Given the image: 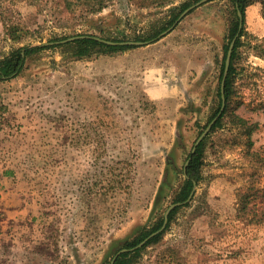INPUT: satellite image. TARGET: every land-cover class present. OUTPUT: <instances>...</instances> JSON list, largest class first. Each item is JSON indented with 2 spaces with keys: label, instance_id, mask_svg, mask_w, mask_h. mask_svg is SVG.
<instances>
[{
  "label": "rangeland",
  "instance_id": "374dc122",
  "mask_svg": "<svg viewBox=\"0 0 264 264\" xmlns=\"http://www.w3.org/2000/svg\"><path fill=\"white\" fill-rule=\"evenodd\" d=\"M197 1L136 9L116 0L96 15L56 21L25 0H0V61L14 49L52 43L0 83V264H103L163 220L187 154L215 118L235 21L229 0L209 1L157 42L123 52L77 59L61 42L75 35L140 42ZM10 25L30 34L14 43L5 34ZM242 27L225 117L203 139L201 181L133 264H264L258 0Z\"/></svg>",
  "mask_w": 264,
  "mask_h": 264
},
{
  "label": "trees",
  "instance_id": "16d2710c",
  "mask_svg": "<svg viewBox=\"0 0 264 264\" xmlns=\"http://www.w3.org/2000/svg\"><path fill=\"white\" fill-rule=\"evenodd\" d=\"M30 5L34 6L36 12L38 14H43L44 16L53 17L56 21L63 19V17H73L77 16H93L104 9L108 8L112 5L116 0H25ZM131 6L136 9H149V8H165L173 3L174 0H126ZM232 12L234 13L235 21L233 27L230 29L228 34L229 42L237 35L235 40L230 65L228 69L227 76L223 83V87L221 89V79L223 74V66L224 60L227 52L228 46L225 47V54L223 55L220 74H219V85L217 89V97H218V104L216 110L214 112L213 117H216L220 110L221 106V95H223L225 100V107L223 112L221 113L220 117L215 121L213 124L211 131H214L216 128H219L222 124L223 118L226 114V109L228 108L230 97L232 94V81L235 75V67L234 62L236 59V48L239 42V39L242 37L244 30L243 27L239 28V17L238 13L241 14V24L244 23V15L246 8L251 5L254 0H229ZM262 7V16L264 18V0H258ZM189 7V4L182 5L183 10ZM178 16L173 17L171 20L167 21L164 26L161 28L151 32L145 38L136 39L137 41L143 42L144 45L152 44L157 42L159 38V34L165 30H167L177 19ZM5 34L8 38L14 43L22 42L29 34V30L24 27L10 25L6 27ZM73 37H77L72 42H67L65 46H73V54L77 59L87 58L93 52H99L102 55H111L118 52H123L128 48H132L135 46H120V45H106L97 40V36L95 35H75ZM105 41L111 42H122L116 40H108L99 38ZM61 45V46H64ZM47 45L42 46H35V47H20L18 49L12 50L7 56L0 61V83L10 80L16 76H18L23 68L26 57H28L32 53L39 52L42 49L47 48ZM240 121V120H239ZM241 124H244L240 121ZM252 128H248L246 135H251ZM203 156H204V143L203 141L196 147L194 153L189 152L186 157V161H188L187 165L184 167L182 171V183L176 192L173 202L174 203H184L183 207L188 206L189 203H185L188 195L192 191L193 185H197L201 181V168L203 165ZM184 162V163H185ZM248 197L246 195H241V203H246V199ZM243 211L245 210L246 206L243 204L241 207ZM178 208H175L171 211L168 216V222L165 229L168 227V224L172 220V217L176 213ZM162 218L158 220L156 225L150 231L146 229H141L135 237L131 240L125 241L122 243V248H131L136 246L139 242L145 239L150 233L156 231L162 225ZM164 231L160 234L152 237L147 241V243L133 252L124 253L119 255L114 264H133L136 262L138 257L140 256V252L142 249L146 248L147 246L156 243L162 237ZM103 264H110V261H106Z\"/></svg>",
  "mask_w": 264,
  "mask_h": 264
},
{
  "label": "water",
  "instance_id": "95a60500",
  "mask_svg": "<svg viewBox=\"0 0 264 264\" xmlns=\"http://www.w3.org/2000/svg\"><path fill=\"white\" fill-rule=\"evenodd\" d=\"M212 0H199L196 3L190 5L189 7H187L179 16L178 18L175 20V22L173 23V25L171 27H169L167 30H165L164 32L159 34V38L163 37L164 35H166L167 33H169L173 27L185 16L187 15L191 10L209 2ZM238 17H239V28H241L242 24H241V14L238 13ZM77 37H71L68 38L64 41H62L61 43H65V42H70L75 40ZM237 38V35L232 39V41L230 42L227 52H226V56H225V60H224V66H223V74H222V79H221V89L223 87V83L225 81V78L227 76L228 73V69H229V65H230V59H231V54H232V50H233V46H234V42L235 39ZM98 41L106 44V45H120V46H143L144 43L143 42H133V41H126V42H111V41H105V40H101L99 38H97ZM50 45L52 43H47V44H43V45ZM42 46V45H41ZM225 107V100L223 95H221V106H220V110L218 112V114L216 115V117L206 126V128L203 130V132L198 136V138L195 140L193 147L191 149V153H194L196 147L203 141L204 137L209 133V131L211 130L213 124L215 123V121L220 117L221 113L223 112ZM188 161L185 162L184 167L187 165ZM183 167V170H184ZM195 187L196 185H193L192 191L190 192V194L188 195L185 203L191 201L194 191H195ZM184 203H173L171 204L165 211L164 215H163V221H162V225L160 226L159 229H157L156 231L150 233L145 239H143L141 242H139L136 246L131 247V248H121L119 249L114 256L112 257V259L110 260V264H114L116 258L124 253H129V252H133L137 249H140L141 247H143L147 241L149 239H151L152 237L160 234L166 227V224L168 222V216L171 213L172 210H174L176 207L181 206Z\"/></svg>",
  "mask_w": 264,
  "mask_h": 264
},
{
  "label": "crops",
  "instance_id": "0c3cea01",
  "mask_svg": "<svg viewBox=\"0 0 264 264\" xmlns=\"http://www.w3.org/2000/svg\"><path fill=\"white\" fill-rule=\"evenodd\" d=\"M144 92H145V95H146L148 98H150L151 100L156 99V98H155V97H156L155 95L158 94V92L155 91L154 89H146ZM3 174H4V175L9 174L8 170H5Z\"/></svg>",
  "mask_w": 264,
  "mask_h": 264
}]
</instances>
